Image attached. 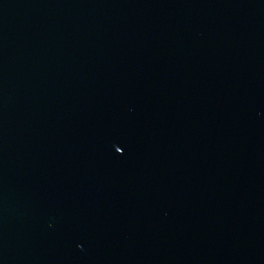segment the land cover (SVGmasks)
<instances>
[{"label":"water","instance_id":"1","mask_svg":"<svg viewBox=\"0 0 264 264\" xmlns=\"http://www.w3.org/2000/svg\"><path fill=\"white\" fill-rule=\"evenodd\" d=\"M0 264H264V0H0Z\"/></svg>","mask_w":264,"mask_h":264},{"label":"snow or ice","instance_id":"2","mask_svg":"<svg viewBox=\"0 0 264 264\" xmlns=\"http://www.w3.org/2000/svg\"><path fill=\"white\" fill-rule=\"evenodd\" d=\"M117 150H118L119 152H121V153L124 151V149H123L122 147H121V148H118Z\"/></svg>","mask_w":264,"mask_h":264}]
</instances>
